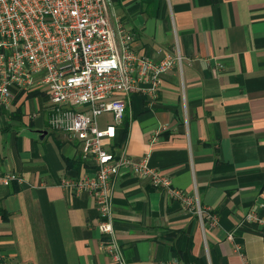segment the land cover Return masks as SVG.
Listing matches in <instances>:
<instances>
[{"label": "crops", "instance_id": "1", "mask_svg": "<svg viewBox=\"0 0 264 264\" xmlns=\"http://www.w3.org/2000/svg\"><path fill=\"white\" fill-rule=\"evenodd\" d=\"M110 1L112 22L133 35L139 56L183 57L163 76L157 101L120 96L128 106L113 150L148 156L219 217L217 227L207 218L202 225L182 201L122 168L112 197L128 264H242L236 245L264 264V231L245 221L264 204V0ZM51 107L23 91L0 104V171L23 179L0 185V264H115L94 197L63 185L95 176V163L79 141L50 129ZM109 124L110 115L100 118Z\"/></svg>", "mask_w": 264, "mask_h": 264}, {"label": "built area", "instance_id": "2", "mask_svg": "<svg viewBox=\"0 0 264 264\" xmlns=\"http://www.w3.org/2000/svg\"><path fill=\"white\" fill-rule=\"evenodd\" d=\"M111 4L110 0H0V104L9 107L14 91L39 92L49 99L50 129L79 141L83 159L96 166L95 176L67 179L63 185L74 194L94 197L106 253L115 264H128L116 236L112 197L122 168L182 201L202 225L207 218L217 227L219 217L175 189L168 176L150 167L148 156L133 159L113 150L128 106L120 96L138 94L157 101L163 76L177 65L182 67L183 57L167 55L154 61L139 56L133 35L120 22H112ZM105 115L113 124L101 127ZM22 181L16 173L0 171V185ZM245 221L264 231V204L248 213ZM228 239L233 241V234ZM235 251L242 264H251L240 245Z\"/></svg>", "mask_w": 264, "mask_h": 264}, {"label": "trees", "instance_id": "3", "mask_svg": "<svg viewBox=\"0 0 264 264\" xmlns=\"http://www.w3.org/2000/svg\"><path fill=\"white\" fill-rule=\"evenodd\" d=\"M125 122V121H124ZM124 125H125V123H124ZM126 134H127V125L125 126V136H126ZM6 215V214H5Z\"/></svg>", "mask_w": 264, "mask_h": 264}]
</instances>
